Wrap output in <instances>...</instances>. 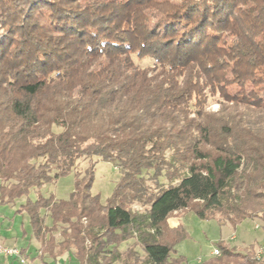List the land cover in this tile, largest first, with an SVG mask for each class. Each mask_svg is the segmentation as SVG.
Masks as SVG:
<instances>
[{
	"label": "trees",
	"instance_id": "trees-1",
	"mask_svg": "<svg viewBox=\"0 0 264 264\" xmlns=\"http://www.w3.org/2000/svg\"><path fill=\"white\" fill-rule=\"evenodd\" d=\"M69 174L67 200L39 193ZM20 199L40 256L79 264H187L185 211L264 231V0H0V205ZM218 251L199 264H259Z\"/></svg>",
	"mask_w": 264,
	"mask_h": 264
},
{
	"label": "rangeland",
	"instance_id": "rangeland-1",
	"mask_svg": "<svg viewBox=\"0 0 264 264\" xmlns=\"http://www.w3.org/2000/svg\"><path fill=\"white\" fill-rule=\"evenodd\" d=\"M218 108L216 103H213L209 109L214 112ZM89 164L81 162L77 168V172H82L87 169ZM119 169L115 168L112 164L98 161L94 166V178L91 187V194L98 196L100 202L105 204L111 197L115 186L119 180ZM75 177L74 174L59 178L55 183L45 185L41 188L39 193L43 197L50 194L56 200H67L74 189ZM36 192L31 191L29 198L34 200ZM25 199L16 201L13 205H0V229L7 232V239L16 240L15 249L19 251L17 257L0 255V264H9L10 262L18 259L21 262V248L28 246L27 242H33V235L28 226L27 216H21L16 210ZM176 218L181 219V224L186 228L187 238L182 240L177 246L176 251L178 254L186 258L187 264H199L204 261L215 257L213 255L214 249H218V245L222 242L230 247L243 249V253H248L250 250L256 253V259L259 264H264V257L262 256L261 249L264 247V231L261 228V223L256 220H245L240 225L233 228L228 223H223L221 226L215 220H202L198 218L193 211L178 213ZM173 221V219H172ZM174 222V221H173ZM49 223V222H48ZM21 224L26 232L25 237L21 234ZM255 226H258L255 228ZM60 228L54 234L56 242L61 241L59 236ZM232 236L234 237L232 239ZM25 240H23L24 238ZM6 242L3 246L9 247L12 241ZM132 241H129L131 243ZM250 246H253L252 248ZM120 250H125L126 245H121ZM140 252V249H138ZM32 258H35V251L32 250ZM258 255V256H257ZM42 263L39 259H35L32 264H79L74 257L68 255L65 259L59 258L53 260L45 254ZM16 258V259H15Z\"/></svg>",
	"mask_w": 264,
	"mask_h": 264
},
{
	"label": "crops",
	"instance_id": "crops-1",
	"mask_svg": "<svg viewBox=\"0 0 264 264\" xmlns=\"http://www.w3.org/2000/svg\"><path fill=\"white\" fill-rule=\"evenodd\" d=\"M1 206H3V205H1ZM19 209V208H18ZM17 209V210H18ZM16 210V211H17ZM22 217L25 215L24 213H19ZM26 216V215H25ZM174 221V222H173ZM173 221L171 220L170 221V226L171 227H175V226H177L179 223H181V219H178V218H174L173 219ZM258 226H255V228H257ZM8 231H10V227H7L6 228V231L5 230H1L0 229V243L1 244H5L6 242H8L10 239L8 238L7 239V232ZM21 234L25 237V235H26V232H25V230H24V228H23V225L21 224ZM23 237V238H24ZM234 237L232 236V239H233ZM26 238H24L23 240H25ZM10 241H12V240H10ZM12 243H13V246H9V248H14L15 247V244H16V240H14V241H12L11 243H10V245H12ZM28 243V246H26V247H22L21 248V262H18L19 260L18 259H16L15 261H13V262H10L9 264H32L33 263V261L35 260V259H39V261H41V263H42V261H43V259L44 258H47L45 255H43V256H40L41 254H40V251H39V243L35 240V239H33V242L31 243V241L30 242H27ZM32 250H34L35 251V258H32L33 256H32ZM70 255V254H69ZM68 256V254L66 255V256H63V257H60V258H63V259H65L66 257ZM59 259V258H58ZM18 260V261H17ZM45 264V263H44Z\"/></svg>",
	"mask_w": 264,
	"mask_h": 264
},
{
	"label": "built area",
	"instance_id": "built-area-1",
	"mask_svg": "<svg viewBox=\"0 0 264 264\" xmlns=\"http://www.w3.org/2000/svg\"><path fill=\"white\" fill-rule=\"evenodd\" d=\"M19 254V251L15 248H9V247H5L0 243V255L3 256H11V257H17ZM213 255L214 256H218L219 255V251L218 249H214L213 251ZM258 256V255H257Z\"/></svg>",
	"mask_w": 264,
	"mask_h": 264
}]
</instances>
